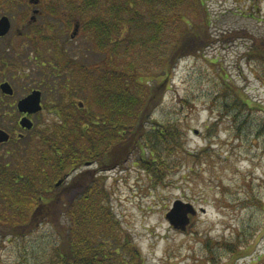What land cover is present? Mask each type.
I'll return each mask as SVG.
<instances>
[{"label":"rangeland","instance_id":"374dc122","mask_svg":"<svg viewBox=\"0 0 264 264\" xmlns=\"http://www.w3.org/2000/svg\"><path fill=\"white\" fill-rule=\"evenodd\" d=\"M40 1L32 7L28 0H0V17L7 15L12 22L9 33L0 39V84L13 86L14 104L28 91L41 89L44 110L31 119L36 132L45 135L59 122L60 109L71 111L70 98L76 110L80 103L88 106L91 88L88 83L84 89L78 86V68H91L104 55L95 49L93 34L84 32L83 26L71 38L77 19L70 17L64 5L73 0ZM201 4L186 17L212 43L196 55L179 59L173 68L165 66L158 76L161 66L157 63L140 67L147 75L143 83L149 87L168 75L141 138L144 141V132L153 121L158 130L164 125L177 127L178 142L166 138L170 143L164 145L171 171L158 183L143 166L151 152L136 147L140 137L115 169L103 171L94 164L78 171L93 170L101 182L104 203L113 212L121 243H128L124 254L134 264H264V57L254 50L257 40H264V0H202ZM48 6L57 7V15ZM34 9L40 14L30 23ZM43 25L46 37L43 33L35 36L34 29ZM29 33L30 39H20V34ZM58 49L66 51V60L74 64L59 60ZM2 62L9 65L2 69ZM154 77L158 82H148ZM236 94L250 99L251 108L239 110L234 104ZM15 111L16 105L8 107L6 130L17 138L31 135L34 129L22 130ZM169 145L173 146L167 150ZM12 150L13 146L2 145L0 156L10 157ZM171 157L179 158L172 164ZM176 201L192 204L198 211L185 232L166 218ZM46 224L40 223L25 238L29 241L26 254L23 247L2 245V263L37 264L34 260L40 258L33 254L47 247L51 233ZM108 248L115 252V243Z\"/></svg>","mask_w":264,"mask_h":264},{"label":"trees","instance_id":"16d2710c","mask_svg":"<svg viewBox=\"0 0 264 264\" xmlns=\"http://www.w3.org/2000/svg\"><path fill=\"white\" fill-rule=\"evenodd\" d=\"M201 2L73 0L64 5L72 19H81L83 31L93 34L95 49L104 59L91 68H78V86L84 89L88 83L91 88L88 106H77L84 115L78 116L74 99L70 98L71 111L60 109L59 122L52 131L43 135L36 132L35 126L29 136H13L8 143L13 146L10 157L0 156V249L4 244H14L28 253L25 247L29 241L25 238L40 223H47L51 233L47 247L33 254L40 258L34 260L37 264H134L124 254L128 243H121L117 222L104 203L102 184L93 170L75 175L59 188L56 185L87 163L97 161L103 171L119 166L135 147L136 137H140L136 147L150 149L151 159L142 163L160 180L158 183L171 171L173 165L167 163L164 145L170 143L166 138L178 142L177 127L164 125L158 130L153 121L152 128L144 132V141L141 138L143 125L146 128L149 121L145 122L146 118L159 105L168 75L149 87L143 83L147 75L140 67L146 62L157 63L161 66L158 76L165 66L170 69L179 59L196 55L212 43L186 17L187 13H196L204 4ZM48 7L51 14L57 15V7ZM42 29L46 28L34 29L35 36L43 33ZM168 43H172L170 47ZM254 50L264 57V40H257ZM57 52L66 65L74 64L66 60V51ZM2 63V69L9 65ZM150 80L158 82L155 77ZM234 98L239 110L253 105L250 99L242 100L237 94ZM8 107H13L12 98L0 94V128L9 126ZM171 158L174 164L179 157ZM62 221L66 224L60 225ZM113 242L115 252L108 248ZM133 256L136 261L135 249ZM1 260L0 256V264H4Z\"/></svg>","mask_w":264,"mask_h":264},{"label":"water","instance_id":"95a60500","mask_svg":"<svg viewBox=\"0 0 264 264\" xmlns=\"http://www.w3.org/2000/svg\"><path fill=\"white\" fill-rule=\"evenodd\" d=\"M31 4L38 5L39 0H31ZM39 11L35 10L34 14H38ZM35 17H32V20ZM11 30V21L7 16H4L0 19V38L5 37L9 31ZM79 30V25H75L74 32L72 33V38H75ZM0 90L2 93L5 95L13 96L14 95V90L10 83L5 82L0 85ZM18 110L19 112L23 114H37L43 110L42 106V93L40 91H33L30 95L27 97L21 99L18 102ZM20 126L23 129L26 130H32L34 127L33 121L28 118L24 117L20 121ZM11 139V135L3 130L0 129V145L3 143H8ZM63 183L62 180H60L57 183V186H60ZM202 212H205L204 209H202ZM191 216H196L197 211L194 208L192 204L185 203L183 201H176L173 204V208L170 210V212L167 214V219L170 221L171 225L177 229V230H182L186 231L187 227L190 224V217Z\"/></svg>","mask_w":264,"mask_h":264},{"label":"flooded vegetation","instance_id":"af4514ba","mask_svg":"<svg viewBox=\"0 0 264 264\" xmlns=\"http://www.w3.org/2000/svg\"><path fill=\"white\" fill-rule=\"evenodd\" d=\"M29 1L30 0H28V3H29ZM40 5V4H39ZM30 6H32V7H35V6H33V5H30ZM35 10V9H34ZM33 10V11H34ZM40 14V13H39ZM42 27V26H41ZM43 27L44 28H46V25H43ZM31 32V31H30ZM19 37H20V39H25V37H28L29 39H30V33L29 34H27V35H24V34H20L19 35ZM1 54V53H0ZM14 89V88H13ZM34 90H38V91H40L41 93H42V100H43V92L41 91V89L39 90V88L38 89H33V90H31V91H28L27 93H26V96H24V97H27L30 93H32ZM4 96H8V95H4ZM8 97H10V98H14L15 97V90H14V95L13 96H8ZM24 97H22V98H24ZM21 98V99H22ZM20 100V99H19ZM19 100L17 101V103L15 102V104L13 103V106H15L16 105V111L15 112H17V114L20 116V118H23V117H33V116H35L36 114H33V115H29V114H23V113H21V112H19L18 111V107H17V105H18V102H19ZM42 105H43V103H42ZM43 110H44V106H43ZM41 112H43V111H41ZM9 114V113H8ZM9 116H10V114H9ZM1 129V128H0ZM88 164H91V163H88ZM93 165L95 164H97V161H95L94 163H92ZM113 169H115V168H113ZM113 169H111V170H113ZM111 170H109V171H111ZM76 173L78 174L79 172H78V170L77 171H75L72 175L70 174V176L71 177H69V179H67L65 182H64V184L65 183H67V181H69L73 176H75L76 175ZM80 173H83V171L82 172H80Z\"/></svg>","mask_w":264,"mask_h":264}]
</instances>
